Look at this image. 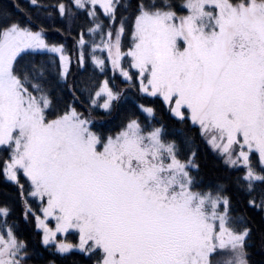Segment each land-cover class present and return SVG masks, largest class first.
<instances>
[{
  "label": "snow or ice",
  "instance_id": "snow-or-ice-1",
  "mask_svg": "<svg viewBox=\"0 0 264 264\" xmlns=\"http://www.w3.org/2000/svg\"><path fill=\"white\" fill-rule=\"evenodd\" d=\"M15 8L0 7V264H257L264 0Z\"/></svg>",
  "mask_w": 264,
  "mask_h": 264
},
{
  "label": "trees",
  "instance_id": "trees-1",
  "mask_svg": "<svg viewBox=\"0 0 264 264\" xmlns=\"http://www.w3.org/2000/svg\"><path fill=\"white\" fill-rule=\"evenodd\" d=\"M19 4L22 8H27L28 7V0H0V7H6L9 8L10 10H12L14 13L17 12L16 8H15V4ZM20 14V13H17ZM48 38L49 39H57L58 38V34L54 33V32H49L48 33ZM117 85L119 87H124V85L121 83L120 80L116 81ZM100 116H103V112L101 111L99 113ZM120 117V113H116L113 115V117L111 118L109 125L106 126H110L111 124H114L116 122H118ZM165 122L167 123L168 126V130L169 133L171 135H175L178 139L181 137V126L178 125L174 120H167V118H165ZM185 131H187L185 129ZM201 176L203 177V179L205 180V182H214L217 178V174H218V169H216L215 165V161H214V157L210 154V153H206L204 151L203 146H201ZM7 187L8 192H12L14 191V189L11 186H6L3 181H0V199L4 198V189ZM17 216L20 215V207L19 205L17 206ZM257 220H259V217H257ZM27 231L30 232V229H26ZM253 259L257 262V264H260L262 258H264V253H261L259 251V242L257 241V245L256 247H254L253 249Z\"/></svg>",
  "mask_w": 264,
  "mask_h": 264
}]
</instances>
